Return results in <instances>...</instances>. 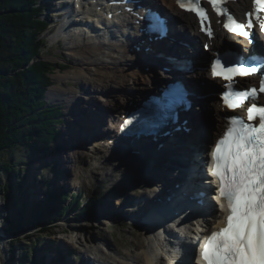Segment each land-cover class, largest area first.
I'll return each mask as SVG.
<instances>
[{
    "label": "bare ground",
    "instance_id": "6f19581e",
    "mask_svg": "<svg viewBox=\"0 0 264 264\" xmlns=\"http://www.w3.org/2000/svg\"><path fill=\"white\" fill-rule=\"evenodd\" d=\"M54 1L57 2L58 0ZM162 1L165 5L170 4L171 6H175L176 2V0ZM68 3L65 2V4ZM251 3L252 0H238L232 6L236 11H246L250 8ZM156 4V7H162L159 1ZM100 7L97 12L95 10L91 11L89 18L86 16V11L80 12L79 15L78 13L76 16L74 15L76 18L75 27H70L67 24L60 25L61 23L57 22L59 24L57 26L58 30L50 39L55 43L63 37L67 55L76 61L74 65L78 67L75 70L68 71L65 75H56V80L59 84L66 80H82L84 87L69 86L64 88L56 84L50 88L47 99L55 101L63 98L67 103L66 110L71 111L70 116L72 118L69 124L65 129H61L66 134L64 136L66 138L65 143L67 144L69 141L67 138L70 137L71 142H69L71 144H79V140H81V144H79L81 147L85 145L90 149L93 145V148L91 147L93 154L99 156L96 159L97 162L92 166V173L93 171L96 173L101 171L100 176L104 173L107 177L110 175L115 182H121V184L126 182L127 185L132 182L135 184L134 186L141 189L139 190L136 187V191H139V194L131 193L132 198L130 197L131 194L126 190L128 195L124 199H122L124 196L122 193L119 196L122 201L113 200L111 202L109 200L105 205L106 208L105 206L103 207L105 211L100 212L99 217L101 219L111 216L113 219H117L114 218L116 217L114 215H119L123 222L126 220L127 222L135 221L141 224V235L143 238L132 245V249H126L125 251L113 249L110 242L107 241L106 249L103 250L95 247H86L84 242L88 237L84 236L81 230L78 231L75 224L71 221L70 223L63 222L66 225L63 228L61 224L55 226V223L50 220L52 223L49 224H53V226L49 225V227L55 231L54 233L58 232L56 237L64 243V247L69 245L76 247L73 248L75 250H67L74 253H77L78 249L79 251L81 250V253L87 254L91 264H165L168 261L160 256L161 251L168 248L171 242H174V244L178 243L176 236L179 235L178 232L180 230L178 228V231L171 232V221L184 220L185 222H193L195 227L190 226L187 231L182 229L179 233L181 235L188 233L196 241L202 235H209L212 230L223 226V223H221L222 214L219 216L214 214V218L211 219L205 214L204 209H198L196 214L192 215L187 209L179 208L178 215L175 213L171 214V209L176 208L180 203L176 201L175 193H172L174 190L170 193L167 190L173 186L175 181L178 182L185 178L182 172L190 167V162L187 161V158L191 160L193 157L199 161L206 154L205 150L209 147L211 148V140L218 136L225 127L226 111L222 101L219 100V95L210 96L202 101L197 99L196 102L199 107L197 111L205 106L206 111L211 116H214L216 121L214 119V122L210 124V128H206L198 114L190 115L192 116L191 126L194 128L193 132L190 135L183 134L182 138L169 143L172 150L158 151L145 140H142L131 150L124 143L118 146L115 143H109L107 132H114L112 130L117 128L112 117H116L124 110L129 109L130 103L137 100L135 99L136 96H138L137 98H142L148 92H151L155 82L158 81V73L159 75L161 73L165 78L168 75L164 74L159 66H153L149 72H146L144 63L141 64L145 62V60L141 59L144 57L143 53H138L135 50L131 52L133 45H129L126 41L129 36L133 38L137 33L132 28L129 30L121 23L116 24L106 14V8L103 5H100ZM59 9L61 8H54V11L59 12ZM166 13L172 19V23L176 19H182L189 35L206 42V39L196 33L198 23L192 15L184 14L176 8H173L175 17H172L171 12L170 14L169 12ZM54 14H52V17H54ZM57 16H59L58 13ZM81 16L82 18H80ZM117 17L115 14V19ZM129 26L131 27V24ZM235 40L236 37L227 34L218 27L213 51L215 52L220 46L223 47L227 41L234 43ZM139 66L142 69H137ZM157 68H160L161 72ZM209 75L210 73H200L199 76L194 75L192 78L199 77L201 81L205 82L210 78ZM202 85L203 82L200 83V86ZM114 87L120 90L109 92ZM78 130L80 134L76 135ZM185 140L191 142V144L194 143V148L183 145L178 146V144H183V142L184 144H190L185 143ZM89 141L93 143L90 144L88 143ZM66 148L70 147L66 146ZM67 158L72 163V160L82 158V154L77 148H70L67 152ZM63 160L64 158L61 160L62 167L68 169L66 161ZM75 163L74 161L73 164ZM72 171L74 172V169ZM34 172L36 171L34 170ZM206 173V177L211 178L208 172ZM68 175H72V173L70 172ZM91 175L93 176V174ZM31 176L28 180L32 183L35 175L31 174ZM187 183H189V180ZM191 186L189 183V186L186 187L190 189ZM113 188L115 189V187ZM27 191L32 201L34 194L31 195L28 188ZM67 194L69 195L70 192L67 191ZM214 195H217V193L214 192ZM212 200L217 205L215 196L212 197ZM66 205L68 206L67 203ZM70 211L68 210V213ZM212 211L218 213L220 208L214 206ZM171 233H173V239L171 238ZM181 235H179L180 238H182ZM2 237L0 233V252L3 246ZM199 247H202L201 243ZM199 247L197 248L195 259L200 254ZM131 251H135L134 255L131 254ZM126 252L128 255H122ZM74 257L78 259V256L75 255ZM73 264H77V262Z\"/></svg>",
    "mask_w": 264,
    "mask_h": 264
},
{
    "label": "trees",
    "instance_id": "16d2710c",
    "mask_svg": "<svg viewBox=\"0 0 264 264\" xmlns=\"http://www.w3.org/2000/svg\"><path fill=\"white\" fill-rule=\"evenodd\" d=\"M47 7L45 0H0V172L14 179L3 189L8 199L15 198L16 204L11 206L17 210L15 215L11 213L4 229L10 237L53 217L62 218L68 210H80L81 219L91 209L102 205L104 198L97 195L91 203L82 205L76 194L68 195L64 188L49 190L45 187L48 203L34 202L31 208L35 215L30 219L22 215L28 204L23 197L25 179L18 171L15 153L18 148L35 156L59 150L60 125L64 124L66 115L62 104L49 105L46 101V93L54 85V72L61 67L68 69L64 64H52L43 59L48 41L41 36L48 30L49 22L40 18ZM43 183L47 188L51 185L50 179L44 178ZM10 187L15 194H9ZM74 204L77 207L72 210ZM46 247L50 245L46 243ZM46 247L40 242L33 247L26 246L28 263L40 264L37 252ZM51 247L58 249L56 245ZM78 259L83 260L80 256ZM65 260L62 252L60 264Z\"/></svg>",
    "mask_w": 264,
    "mask_h": 264
},
{
    "label": "snow or ice",
    "instance_id": "6c2138e0",
    "mask_svg": "<svg viewBox=\"0 0 264 264\" xmlns=\"http://www.w3.org/2000/svg\"><path fill=\"white\" fill-rule=\"evenodd\" d=\"M228 0H206L217 16H224L222 26L253 43L250 33L254 22L264 31V0H253V11L238 20L224 5ZM178 6L200 19L201 31L212 37L214 32L201 0H177ZM207 21V25L205 24ZM221 23V21H217ZM207 48L208 45H205ZM213 78L222 77L229 83L223 92V102L229 109L246 107L247 120L230 116L211 153L209 174L219 180L217 201H226L228 213L224 227L212 231L203 240L200 259L204 264H264V105L258 106L259 94L264 93V75L259 87L234 86L235 77L255 75L264 68V56L253 55L234 59L224 54L210 61ZM249 101V106L244 102ZM258 118L259 123L254 124ZM221 208L225 205L221 204Z\"/></svg>",
    "mask_w": 264,
    "mask_h": 264
},
{
    "label": "rangeland",
    "instance_id": "374dc122",
    "mask_svg": "<svg viewBox=\"0 0 264 264\" xmlns=\"http://www.w3.org/2000/svg\"><path fill=\"white\" fill-rule=\"evenodd\" d=\"M46 4H50L51 0H45ZM51 6V5H50ZM50 6L47 7L46 10L43 11V15L40 19H43L51 24V26L46 30V32L41 36L42 38L49 39L48 46L45 51V56L43 59L47 62H51L52 64H64L65 66L68 65V69L59 68L57 69L54 74L52 75V80L55 83L54 85H58L59 83L56 80V75L62 74L65 75L68 71L75 70L76 65L74 63L76 62L71 57H68L67 51L63 45V43H53L51 41V36L56 33L58 30V25L56 23V19H53L51 14ZM63 66V65H62ZM159 74V73H158ZM158 77H161V75ZM156 79V78H155ZM154 79V80H155ZM63 86L64 88L69 86H78L80 88H83V81L82 80H66L62 84H59ZM120 90L117 87H114V89H110L109 92ZM135 94H137L134 91ZM138 96H136L135 99ZM59 103V102H58ZM62 105L64 106V112L66 114L65 122L64 124L60 125V129H65V127L69 124L70 119L72 118L70 116V112L67 109V104L64 101H60ZM113 119L115 117H112ZM78 126V125H77ZM76 126V127H77ZM80 134L79 130L76 132V135ZM65 132L62 133V139L60 140V143L62 144V147L59 150H55V152L51 154H45V155H39L35 156L30 151H27L23 148H18L15 156L17 158V166L18 171L22 174V178L25 179L24 184V199L26 198L28 208L25 212H23L22 215L25 216V218H29L35 215V211L31 208V205L34 204L38 199H44L47 198V196L42 192V188H38V185H36L37 181H42L43 179H50L51 185L47 186L45 185L46 189L52 190L53 187H62L64 188L65 192H70L71 194H76L78 199L83 202L82 205H86L88 203H91L93 201V198L97 195H103V203L99 207H96L94 209H91L88 211V215L84 216L83 219L78 217V214L80 213V210L75 211L74 209L77 207L76 204L73 205L74 211H70V213H67L63 219H67V223L70 221L75 224L76 229L79 231L81 230L84 236H87L88 239L84 242L86 247H95L99 249H106V242L109 241L112 245L113 249H117L118 251H125L126 249H132V245H134L138 240H142V231L139 227L133 226L128 224L127 220L123 222V220L120 218L119 215H114L117 219H113V217L108 216V218H101L100 219V212H104L103 207L107 204L109 200L113 202V200H119L122 201L128 193H136L139 194V191H136L138 188L137 186H134L131 181V183L126 184V182H115L113 178L109 175L108 177L103 173L101 175V171L96 173L93 171L92 173V166L94 163L97 162V158L99 155H95L92 152V148H87V146H79L81 144V140H79V144L76 147L82 154V158H78L75 160H72L73 162L67 158V152L70 148H74L75 146L71 144L70 137L67 138L69 140L67 144L65 143ZM70 143V144H69ZM88 143L91 144L89 141ZM89 145V144H88ZM66 146H69L70 148H66ZM67 150V151H64ZM83 152V153H82ZM14 156V154L12 155ZM64 158L63 161H66V165L70 168L65 169L61 165V160ZM74 161L76 162L75 164ZM31 165H30V164ZM29 164V165H28ZM36 167V168H35ZM57 167V168H56ZM107 168V167H106ZM63 169V171L61 170ZM74 169V172L72 171ZM34 170L36 172H34ZM106 170V169H105ZM62 171V172H61ZM72 173V175H68L69 173ZM63 173V174H62ZM96 173V174H94ZM31 174L35 175V180L33 185H30L31 181L28 180V178H31ZM93 174V176L91 175ZM24 176V177H23ZM27 179V180H26ZM127 180V179H126ZM14 181L13 177L3 175L0 172V233L2 234V249L0 252V264H29L27 256L25 255V247H33V245L36 242H40L41 244L50 245V248L46 247L45 250L40 248V250L37 252V259L40 260L38 263L40 264H60L59 259L61 257V253L63 251L73 252L67 249L75 250L71 247L66 246L64 247V243L60 241L55 231L52 230L49 225V223H54L56 221L57 217H53L51 221L44 222L36 225L35 227L26 229L18 235L14 237H10L6 235L4 229L7 227V220L10 218L11 213L15 215V212L17 211L16 208L13 209L11 205H15L13 200L15 198H9L7 197V194L3 187L6 185L11 184ZM28 182V183H27ZM69 186V188H68ZM127 186V187H126ZM42 187V186H41ZM115 187V189L113 188ZM137 187V188H136ZM27 188L29 189V193L33 195V199L29 198ZM139 189V188H138ZM67 190V191H66ZM112 190V192H111ZM141 190V189H139ZM15 194L12 190V187H10L9 194ZM39 192V194H38ZM19 193V192H18ZM122 193L123 198L121 199L119 196ZM10 196V195H9ZM132 198V194L130 195ZM114 198V199H113ZM16 201V200H15ZM12 203V204H11ZM132 203V202H131ZM130 203V204H131ZM128 204V205H130ZM106 208V206H105ZM129 208V207H128ZM125 211V210H124ZM77 216V217H76ZM32 220V219H31ZM62 220H59V222ZM64 222V221H62ZM56 226V224H55ZM68 226V224H67ZM50 228V229H48ZM137 228V229H136ZM49 230V231H48ZM46 231V232H44ZM4 232V233H3ZM94 239V240H92ZM41 240V241H40ZM51 243V244H50ZM53 245H56L58 247H51ZM110 245V246H111ZM108 251V250H106ZM64 252V254H66ZM135 251H131V254L134 255ZM73 255H78L82 257V262L77 259L74 256L68 257V262L65 261L64 264H72L74 262H77V264H91L89 262V259L87 258L86 253H81V250L77 253L73 252ZM122 255H128L127 252ZM76 258V261H75Z\"/></svg>",
    "mask_w": 264,
    "mask_h": 264
},
{
    "label": "water",
    "instance_id": "95a60500",
    "mask_svg": "<svg viewBox=\"0 0 264 264\" xmlns=\"http://www.w3.org/2000/svg\"><path fill=\"white\" fill-rule=\"evenodd\" d=\"M51 88V87H50ZM50 88H49V90H50ZM49 90L47 91V93H46V100H47V102H48V104L49 105H52L53 103H58V102H60V100L61 101H64V102H66L63 98H61V99H59V100H48L47 99V96H48V93H49ZM52 101H54V102H52ZM67 104V103H66ZM84 217V216H83ZM83 217H82V219H83ZM64 222H66V221H64Z\"/></svg>",
    "mask_w": 264,
    "mask_h": 264
},
{
    "label": "clouds",
    "instance_id": "9594fccd",
    "mask_svg": "<svg viewBox=\"0 0 264 264\" xmlns=\"http://www.w3.org/2000/svg\"><path fill=\"white\" fill-rule=\"evenodd\" d=\"M4 233V232H3Z\"/></svg>",
    "mask_w": 264,
    "mask_h": 264
}]
</instances>
